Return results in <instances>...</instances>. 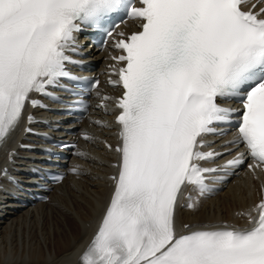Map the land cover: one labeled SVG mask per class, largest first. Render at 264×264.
<instances>
[{
    "label": "snow or ice",
    "instance_id": "snow-or-ice-1",
    "mask_svg": "<svg viewBox=\"0 0 264 264\" xmlns=\"http://www.w3.org/2000/svg\"><path fill=\"white\" fill-rule=\"evenodd\" d=\"M244 3L0 0V143L33 121L29 106L46 107L40 97H52L50 88L68 91L61 80L77 79L67 70L77 63L68 54H77V32L102 28L122 11L140 21L139 31L114 41L122 52L113 57L122 64L119 79L110 81L122 87L116 174L81 264H264V198L256 215L247 214L249 227H176L185 187L199 196L218 190L206 181L220 168L202 166L226 154L202 150L212 143L207 135L225 134L216 125L236 128L225 142L234 146L229 152L244 149L225 170L243 166L246 155L254 161L250 170L264 167V6L245 10ZM218 98L238 100L239 107H223ZM198 202L189 196L187 207Z\"/></svg>",
    "mask_w": 264,
    "mask_h": 264
},
{
    "label": "bare ground",
    "instance_id": "bare-ground-1",
    "mask_svg": "<svg viewBox=\"0 0 264 264\" xmlns=\"http://www.w3.org/2000/svg\"><path fill=\"white\" fill-rule=\"evenodd\" d=\"M94 131L109 138L108 130L96 128ZM18 135L13 132L4 142V148L12 149ZM91 146V153L79 162V174L54 191L46 204L29 213L0 220V264H77L76 259L91 238L90 229L102 211L107 196L104 174L110 171L109 162L113 160L111 153L98 144ZM19 159V153L13 154L16 168L21 167ZM0 165H3L1 155ZM249 198L245 182L231 186L200 203L194 211L177 210V230L185 223L236 220L233 211L245 207Z\"/></svg>",
    "mask_w": 264,
    "mask_h": 264
}]
</instances>
